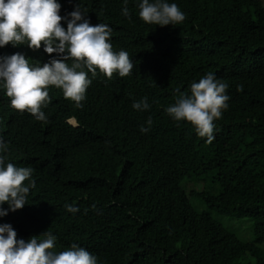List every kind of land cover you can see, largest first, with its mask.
<instances>
[{"label":"trees","instance_id":"1","mask_svg":"<svg viewBox=\"0 0 264 264\" xmlns=\"http://www.w3.org/2000/svg\"><path fill=\"white\" fill-rule=\"evenodd\" d=\"M63 17L78 3L92 25L112 29L114 51L128 52L130 75L98 73L82 107L49 88L37 121L9 107L0 89V136L8 159L34 169L28 203L0 217L17 239L45 230L53 251L77 243L98 264H264V11L260 0H169L185 13L177 25H151L129 0H58ZM66 28V22L61 21ZM43 64L49 54L26 44L0 47ZM55 55V54H51ZM207 72L229 85V107L206 143L190 123L164 111ZM90 75V74H89ZM147 97L150 109L131 107ZM75 117L78 125L65 121ZM151 117L146 133L139 128ZM188 178L190 190L181 182ZM201 183L200 188L192 189ZM192 189V190H191ZM197 198L206 208L197 209ZM65 203L78 207L67 212ZM7 207V204L4 205ZM210 211L249 223L239 238ZM235 218V219H234ZM237 222V221H236Z\"/></svg>","mask_w":264,"mask_h":264},{"label":"clouds","instance_id":"2","mask_svg":"<svg viewBox=\"0 0 264 264\" xmlns=\"http://www.w3.org/2000/svg\"><path fill=\"white\" fill-rule=\"evenodd\" d=\"M121 14L130 16L129 0H122ZM139 18L146 24L177 26L185 20V13L169 0H133ZM58 0H0V47L26 44L28 48L49 54L43 64H33L21 52L0 55V89L9 98V107L27 112L37 121H46L42 110L50 102L49 88L62 91L63 97L81 108L86 100L92 79L98 73L108 79L117 74L126 77L133 70L127 51H114L112 29L107 24H90L87 10L78 3L66 16L59 14ZM66 22V28L61 21ZM55 54V55H51ZM90 74V75H89ZM229 85L207 72L193 81L187 92L180 93L165 113L177 124L190 123L197 136L206 143L214 139V121L222 117L229 107L226 92ZM131 107L146 111L151 105L147 97L134 100ZM73 119V121H71ZM65 121L78 123L70 116ZM149 117L139 130L146 133L152 126ZM8 143L0 136V217L28 203L31 190L36 188L32 178L34 169L17 166L7 153ZM7 204V207L4 205ZM67 212L76 213L78 207L65 203ZM57 236L49 230L31 236L27 241L17 239L10 223H0V264H98L97 257L77 243L62 251H53Z\"/></svg>","mask_w":264,"mask_h":264},{"label":"rangeland","instance_id":"3","mask_svg":"<svg viewBox=\"0 0 264 264\" xmlns=\"http://www.w3.org/2000/svg\"><path fill=\"white\" fill-rule=\"evenodd\" d=\"M262 7H263V11H264V0H260ZM188 178H185L182 182L181 185L188 191L190 190L189 188H187L188 186ZM201 183L198 184L192 188V189H198L200 188ZM191 189V190H192ZM191 202L193 203V205L199 209V210H203L206 208V206L200 202L197 198H191ZM210 213L221 223L223 224L225 227H227L228 229H230L231 231H233L239 238H241L242 240L248 241L251 240L253 238V234L252 231L250 229L249 223L247 222L246 227L243 228V226L240 224V221L238 220H233L232 217L228 216V215H224V214H218L215 211H210ZM235 219V218H234ZM243 261L245 262H250V264H253V259L251 257L246 256L245 258H243Z\"/></svg>","mask_w":264,"mask_h":264},{"label":"bare ground","instance_id":"4","mask_svg":"<svg viewBox=\"0 0 264 264\" xmlns=\"http://www.w3.org/2000/svg\"><path fill=\"white\" fill-rule=\"evenodd\" d=\"M71 121H73V119H71Z\"/></svg>","mask_w":264,"mask_h":264}]
</instances>
